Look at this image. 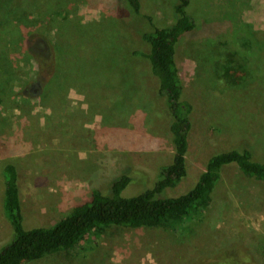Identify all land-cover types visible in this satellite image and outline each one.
<instances>
[{
	"label": "rangeland",
	"instance_id": "rangeland-1",
	"mask_svg": "<svg viewBox=\"0 0 264 264\" xmlns=\"http://www.w3.org/2000/svg\"><path fill=\"white\" fill-rule=\"evenodd\" d=\"M143 1L154 25L172 21L166 9L177 0ZM190 11L197 27L176 54L194 106L188 173L165 191L171 197L192 189L218 152L250 148L264 161V0H192ZM35 13L29 0H0V248L13 232L4 214L7 163L19 173L28 229L54 224L124 173L139 176L124 196L152 186L174 153L172 118L156 79L131 77L113 42L135 27L149 30V20L121 17L130 13L124 0H60L50 22L33 24ZM54 45L61 60L66 56L57 66ZM138 47L149 52L148 44ZM135 63L148 69L142 59ZM144 77L152 90L132 92L130 84ZM233 253L264 264V183L235 164L223 169L209 208L177 227L113 226L70 252L24 264H222Z\"/></svg>",
	"mask_w": 264,
	"mask_h": 264
},
{
	"label": "trees",
	"instance_id": "trees-1",
	"mask_svg": "<svg viewBox=\"0 0 264 264\" xmlns=\"http://www.w3.org/2000/svg\"><path fill=\"white\" fill-rule=\"evenodd\" d=\"M124 1L129 5L130 13L122 14L121 17L131 20L134 17H145L151 27L149 30L139 31L135 27L134 31L126 33L125 37H114L113 42L115 45L121 44L122 47L126 44L127 55L122 51V47L119 48L118 53H122V57L125 58L123 64L132 68L129 73L131 77L135 73H142L146 78L152 75L156 79V92L163 98L172 118L170 134L174 148L173 159L170 163L159 166L152 186L132 196H124L123 192L130 182L139 176L124 173L111 182L108 192L94 188L89 200L74 206L54 224L28 229L23 224L19 173L14 164L7 163L3 168L4 214L11 223L13 232L11 239L0 248V264H24L47 255L70 252L83 241L93 239L99 232H104L113 226L131 229L177 227L185 220L198 216L209 208L223 169L228 165L235 164L247 178L264 183V161L256 159L253 150L243 146L244 149H228L211 155L197 183L188 192L175 197L165 194L168 188L177 186L188 173L187 153L194 106L192 101L185 97V86L180 76L176 54L182 37L194 32L198 20L193 12H188L192 0H177L173 5L170 3L168 7L166 6V14L172 21L164 26L154 25L153 17L145 13L144 10L149 9V1L148 3L143 0ZM29 2L36 7V19H33V24L47 19L50 22L48 13L54 15V10L60 9V0H29ZM113 20L118 22L122 19H118L115 15ZM131 20H128V23H131ZM59 39L62 46L68 43L66 33ZM143 44L149 45V52L138 47ZM130 45H132L131 49ZM60 49L57 45L51 49L52 60L55 59L56 66L62 64L66 58L64 55L61 60ZM62 49L64 50L63 47ZM127 56L129 60L126 59ZM137 59L147 62L146 71L143 65L135 63ZM138 84V87L137 84H130L134 87L132 92H137V88L140 93L147 88L152 90L145 77L143 81L139 80ZM121 91L128 93L125 89ZM146 101L150 103V100ZM234 253L239 254V252ZM234 253L222 257V264H256V260L251 255H234ZM211 260L210 262L213 263Z\"/></svg>",
	"mask_w": 264,
	"mask_h": 264
}]
</instances>
